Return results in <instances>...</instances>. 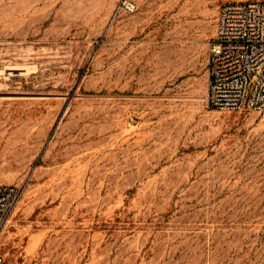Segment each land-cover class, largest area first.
Returning a JSON list of instances; mask_svg holds the SVG:
<instances>
[{"label": "rangeland", "instance_id": "1", "mask_svg": "<svg viewBox=\"0 0 264 264\" xmlns=\"http://www.w3.org/2000/svg\"><path fill=\"white\" fill-rule=\"evenodd\" d=\"M233 0H0V264H264V113L208 105Z\"/></svg>", "mask_w": 264, "mask_h": 264}, {"label": "built area", "instance_id": "2", "mask_svg": "<svg viewBox=\"0 0 264 264\" xmlns=\"http://www.w3.org/2000/svg\"><path fill=\"white\" fill-rule=\"evenodd\" d=\"M208 56V105L220 112L264 113V0L224 4ZM20 199L19 188L0 185V239Z\"/></svg>", "mask_w": 264, "mask_h": 264}]
</instances>
